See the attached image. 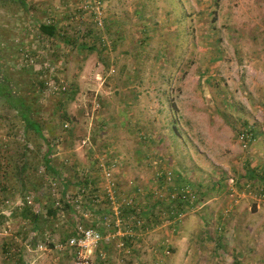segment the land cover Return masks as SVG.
Returning <instances> with one entry per match:
<instances>
[{"label":"rangeland","instance_id":"374dc122","mask_svg":"<svg viewBox=\"0 0 264 264\" xmlns=\"http://www.w3.org/2000/svg\"><path fill=\"white\" fill-rule=\"evenodd\" d=\"M0 89V264H264V0H0Z\"/></svg>","mask_w":264,"mask_h":264},{"label":"built area","instance_id":"2783aa9c","mask_svg":"<svg viewBox=\"0 0 264 264\" xmlns=\"http://www.w3.org/2000/svg\"><path fill=\"white\" fill-rule=\"evenodd\" d=\"M240 140L246 143V131L240 133ZM103 239L99 230L79 224L67 237L61 249L69 255V264H94V253Z\"/></svg>","mask_w":264,"mask_h":264},{"label":"trees","instance_id":"16d2710c","mask_svg":"<svg viewBox=\"0 0 264 264\" xmlns=\"http://www.w3.org/2000/svg\"><path fill=\"white\" fill-rule=\"evenodd\" d=\"M39 27H40L41 33H43L47 36H53L56 32V26L55 25L41 24ZM0 94L5 96L9 100L11 105L18 107L20 114H21V117L27 125L32 126L36 131H39L38 124L35 123L31 119V116H30L31 113L29 111V108L27 106H25V104L23 103L21 98L13 95V93L11 91H8L7 89H5V90L0 89ZM247 176L252 177V178L257 177V175L254 174V172L252 170H250L249 173H247ZM260 177L263 178L262 176H260Z\"/></svg>","mask_w":264,"mask_h":264}]
</instances>
